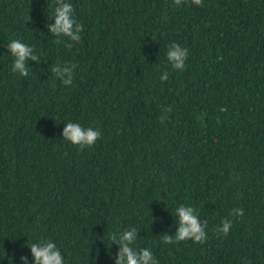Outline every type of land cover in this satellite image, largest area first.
I'll list each match as a JSON object with an SVG mask.
<instances>
[{
    "label": "trees",
    "instance_id": "obj_1",
    "mask_svg": "<svg viewBox=\"0 0 264 264\" xmlns=\"http://www.w3.org/2000/svg\"><path fill=\"white\" fill-rule=\"evenodd\" d=\"M68 2L84 26L71 50L47 28L55 0H0V264H32L40 239L64 264H115L110 236L133 227L159 264H264V0ZM13 39L41 57L27 77ZM58 63L76 66L71 86ZM67 122L101 138L81 150ZM180 205L207 221L203 243H163Z\"/></svg>",
    "mask_w": 264,
    "mask_h": 264
},
{
    "label": "clouds",
    "instance_id": "obj_2",
    "mask_svg": "<svg viewBox=\"0 0 264 264\" xmlns=\"http://www.w3.org/2000/svg\"><path fill=\"white\" fill-rule=\"evenodd\" d=\"M184 0H173L175 5H180ZM191 4L202 6L203 0H191ZM29 17L27 18V20ZM26 20V21H27ZM51 20L48 24L49 32L57 37L56 44H63L66 49L71 50L75 44L80 43L83 32V24L79 23L74 17L73 5L68 0H55V6L52 12ZM6 49L14 58L12 63V72L19 73L22 77H27L31 71L26 65L29 60L40 62L41 57L35 54L32 46H29L18 39H13L6 44ZM189 57V49L181 46L179 43L169 45L166 58L173 70L183 71L186 67V61ZM75 65L71 63L56 64L51 68V72L64 86L73 84V73ZM169 73L164 71L160 75L161 81L168 79ZM165 112H171V108L164 109ZM164 117H161V122ZM61 133L63 140L78 146L81 150L85 147L93 146L101 138V131L91 127H82L79 123H64ZM244 210L234 208L231 211L233 216H243ZM177 231L174 236L164 234L162 241L164 244H172L173 237L175 241L192 240L194 243H203L207 239L205 231L207 221H200L196 210L191 206L180 205L176 209ZM154 219V217H153ZM232 227L231 219L221 221V226L215 231L218 234L227 236ZM138 238V231L133 227L122 231L121 233H112L110 239L112 243L119 245V251L115 255V264H159L152 251L148 248L133 247ZM32 257V264H64V258L54 242L51 240L40 239L35 243H28ZM95 258V257H94ZM22 264H27V257H21Z\"/></svg>",
    "mask_w": 264,
    "mask_h": 264
}]
</instances>
